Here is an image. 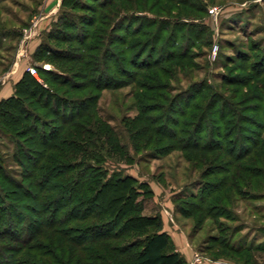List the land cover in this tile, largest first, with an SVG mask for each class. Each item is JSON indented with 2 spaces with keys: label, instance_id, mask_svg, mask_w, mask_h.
Masks as SVG:
<instances>
[{
  "label": "trees",
  "instance_id": "obj_1",
  "mask_svg": "<svg viewBox=\"0 0 264 264\" xmlns=\"http://www.w3.org/2000/svg\"><path fill=\"white\" fill-rule=\"evenodd\" d=\"M67 1H61L59 9L63 13H57L49 30L41 34L40 43L33 53L38 59L49 54L51 60L47 61L55 67L64 65L63 69L67 71L38 67L35 68L38 79L26 70L14 84L13 94L0 100V131L12 144L11 162L20 169L17 179L13 178L0 155V264H187L183 256L173 251L172 241L163 231L162 218L142 214L140 197L151 195L147 184L123 174L120 169L111 172L106 168L113 160L128 162L133 157L123 144L122 134L101 115L97 106L101 91L119 88L113 78H110L113 85L107 80L105 72L126 77L132 74L131 70L149 71L161 62L189 60L185 48L178 57L175 55L179 49L177 29H184L186 25H170L172 28L163 42L173 45V52L160 50L158 60L141 62L144 51L142 54L134 52V48L123 41L125 37L116 35L117 31H122L129 37L133 36L129 34L130 25L98 32L99 28L98 31L92 29V24L87 23L92 32L87 30L83 33L80 25L73 21L78 17L64 11L69 7ZM116 1L100 2L99 8L105 10L102 16L114 15L123 8H126L122 10L125 13L131 9L140 10L141 5L147 7V2H151ZM161 3H165L162 8ZM210 4L213 3L209 0H156L151 10L160 7L168 17H174L171 13L176 12L186 18L201 20ZM179 7L187 8L189 12ZM101 19L97 18L94 23H103L104 19ZM150 23V27L157 25L152 35L154 42L151 46L149 42L145 43L155 51L153 45L161 43L166 32L163 27L168 22L154 20ZM101 34L108 36L104 44H101ZM111 34L116 37L114 41ZM189 37L185 36V42ZM45 40L55 41L58 45L52 46ZM94 40L97 44H91ZM174 40L176 42H172ZM60 43L70 46L61 47ZM184 43L182 47L186 45ZM118 46L122 47L120 54H123L119 64L112 51L118 50ZM123 48L129 55L125 56ZM167 53L171 55L169 58L164 56ZM179 66L180 63L176 64ZM97 67L99 69L96 70ZM169 70L159 68L156 76L146 74L144 78L155 83L172 80ZM90 72L96 74L92 76ZM139 89L144 90L143 87ZM133 97L139 114L125 119L123 128L124 137L129 140L133 151L141 149L142 139L148 146L152 136H173L161 121L147 117L156 110L146 111L140 106V97ZM203 125L196 124L194 132L198 133ZM174 127L179 126L176 124ZM210 133L216 136L214 132ZM183 135L191 137L188 132ZM218 136L220 138V134ZM199 146L198 143L191 144L184 149L194 152ZM229 153L231 159L239 155ZM193 161H196V156ZM241 171V176L236 177L237 182L226 179V182L216 184L202 199L204 204L206 201L215 203L204 211L206 218L213 221L216 217L213 213L218 207L234 203L229 198L232 193L240 194L242 189H250L253 177H261L262 174H252L243 168ZM207 173L210 172L206 170L205 175H216ZM226 173L233 174V171ZM256 184L260 186L259 182ZM217 194L220 196L214 200ZM226 242L225 245L218 244L223 252L216 258L212 257L213 260L223 258L236 264L251 263V255H243L244 252L250 254L251 247L246 249ZM213 249L210 247L207 252L212 254ZM240 256H244L243 259Z\"/></svg>",
  "mask_w": 264,
  "mask_h": 264
},
{
  "label": "rangeland",
  "instance_id": "obj_2",
  "mask_svg": "<svg viewBox=\"0 0 264 264\" xmlns=\"http://www.w3.org/2000/svg\"><path fill=\"white\" fill-rule=\"evenodd\" d=\"M104 1L107 3L112 0H68L69 7L64 11L78 17L73 21L75 25H80L83 33L91 31L87 23L92 24V29L98 31L99 28L98 32L130 25L129 34L133 36L129 37L128 33L122 31H117L116 35L125 37L123 41L129 47L132 46L134 52L142 54L144 51L141 62L158 60L160 50L173 52V45L163 42L172 28L170 25H186L184 29H177L179 49L175 51V55L178 57L185 48L189 56L186 61H160L158 67L148 69L149 71L131 70L132 74L126 77L105 72L107 80L112 84L114 82L110 78H113L114 84L119 88L101 91L97 106L101 115L122 134L123 144L133 157L129 163L113 160L106 168L111 172L120 169L123 174L146 183L151 195L140 197L142 214L159 215L167 220L172 230L183 236L187 250L193 255L199 253L214 259L212 257L216 258L223 252L217 247L218 244L225 245L228 241L237 247H251L250 254L243 253L244 256L251 255L250 264H264V0H209L213 4L208 5L206 15H202L201 20L186 18L176 12L171 13L174 17H168L160 11L165 3L151 10L156 0L147 2V7L141 5L140 10L131 9L129 13H125L122 10L126 8H123L114 15L102 16L105 10L99 6ZM44 2L45 0H0V100L7 97V93L3 94L4 90L12 88L8 75L13 71L12 63L17 53L24 55V65L27 67L46 66V70H65L64 65L55 67L47 61L51 60L49 54L41 55L38 59L33 55L31 47L25 52L19 50L22 37L29 34L33 27L31 21L34 20L33 17L39 16ZM179 8L189 12L187 8ZM212 8L216 11L210 14L209 10ZM59 10L58 14L63 13L62 9ZM100 17L101 20L104 19L103 23L99 20L100 23L95 24L94 20ZM126 20H131V23L125 22ZM154 20L168 23L163 27L166 32L161 43L154 44L155 51H152L148 45L151 46L154 42L152 35L157 25L150 27L149 24ZM187 30L190 31L189 34ZM12 32H16V35L11 34ZM188 35L189 41L185 42V36ZM101 37V44H104L108 36L101 34ZM110 38L114 41L116 37L111 34ZM45 42L52 46L58 45L52 40ZM183 43L186 44L184 47L181 46ZM91 44H97V41L94 40ZM59 46L70 44L60 43ZM120 50L122 47L119 46L118 50H112L118 64L123 55ZM126 50L125 56L129 55ZM164 56L169 58L171 55L167 53ZM179 63L180 66L176 67ZM159 68L171 69L169 71L173 79L155 83L144 78L146 74L156 76L155 72ZM90 73L92 76L96 74ZM37 78L40 79L39 76ZM97 79L98 77L95 78ZM140 87L144 90L141 91ZM133 95L140 97V106L146 111L156 110L147 117L161 121L173 136H152V142L148 146L144 143L145 139H142L141 149L138 152L132 150L129 140L124 137L123 128L125 119L135 118L139 114ZM218 100L223 102L217 103ZM199 117L203 120L199 121ZM198 123L204 125L195 133V125ZM176 124L178 129L174 127ZM186 132L191 137H185L183 133ZM210 132H214L216 136H212ZM197 143L201 145L199 149L195 148L197 151L184 149ZM217 147L220 149H214ZM11 150L12 144L0 131V155L5 168L17 179L20 169L10 160ZM229 152H233L234 156L239 155L231 159ZM195 156L196 161H193ZM242 168L249 169L252 174L262 173L261 177H253L252 189H242L240 194L232 193L229 198L234 203L218 207L213 213L216 215L213 221L206 218L204 211L215 203L206 201L204 204L202 199H205L216 184H222L226 179L237 182L236 177L242 173ZM206 170L216 175L207 176L204 174ZM231 170L233 174L226 173ZM225 191L228 192L229 189ZM219 196L220 194L215 195L214 200ZM210 247L215 248L212 254L207 252ZM244 256L240 258L243 259Z\"/></svg>",
  "mask_w": 264,
  "mask_h": 264
},
{
  "label": "crops",
  "instance_id": "obj_3",
  "mask_svg": "<svg viewBox=\"0 0 264 264\" xmlns=\"http://www.w3.org/2000/svg\"><path fill=\"white\" fill-rule=\"evenodd\" d=\"M62 0H45L43 5L41 6V13L37 17H33L34 20L32 19V28L29 30V34L22 37L20 41V47L19 50H26L28 47H31L32 53L36 50L40 43V38L41 34L47 29L48 25H50L52 19L56 16L60 3ZM25 52V51H24ZM23 54H18L15 56V59L13 61V71L9 73V79L11 80V86L12 88H9V90H4L3 94L7 93V97L12 95V90L14 84L18 81V79L21 77L22 73L26 71L29 67L25 66L24 64L26 63L25 58H23ZM5 97V98H7ZM162 223H163V231H165L173 244V251L179 253L181 256L184 257L186 260L187 264L190 262L193 254L190 253L187 250L186 243L183 240V236L179 233H175L171 226L168 224L167 220L162 218ZM224 261L228 264H236L231 261L227 260H221Z\"/></svg>",
  "mask_w": 264,
  "mask_h": 264
},
{
  "label": "built area",
  "instance_id": "obj_4",
  "mask_svg": "<svg viewBox=\"0 0 264 264\" xmlns=\"http://www.w3.org/2000/svg\"><path fill=\"white\" fill-rule=\"evenodd\" d=\"M209 11H210V14H213V13H215L216 9H215V8H212V9H210ZM43 68H44V69H47L46 66H43ZM27 71H28L32 76H34L35 78L38 77V74H37V71H36L35 68H33V67H29V68L27 69ZM188 264H228V263H226V262H224V261H221V260H213V259L208 258V257H206V256H204V255L199 254V253H195V254L192 256L190 262H188Z\"/></svg>",
  "mask_w": 264,
  "mask_h": 264
}]
</instances>
